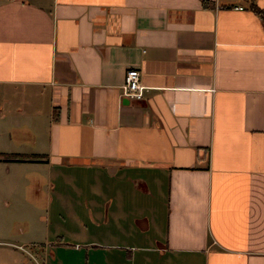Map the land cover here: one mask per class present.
Here are the masks:
<instances>
[{
  "label": "crops",
  "instance_id": "1",
  "mask_svg": "<svg viewBox=\"0 0 264 264\" xmlns=\"http://www.w3.org/2000/svg\"><path fill=\"white\" fill-rule=\"evenodd\" d=\"M132 67L143 99L122 95ZM4 162L26 172L0 183V264H264L263 18L0 0Z\"/></svg>",
  "mask_w": 264,
  "mask_h": 264
},
{
  "label": "built area",
  "instance_id": "2",
  "mask_svg": "<svg viewBox=\"0 0 264 264\" xmlns=\"http://www.w3.org/2000/svg\"><path fill=\"white\" fill-rule=\"evenodd\" d=\"M141 70L136 67L129 68L125 74L122 86V95L133 99H143L146 86L141 81Z\"/></svg>",
  "mask_w": 264,
  "mask_h": 264
},
{
  "label": "rangeland",
  "instance_id": "3",
  "mask_svg": "<svg viewBox=\"0 0 264 264\" xmlns=\"http://www.w3.org/2000/svg\"><path fill=\"white\" fill-rule=\"evenodd\" d=\"M24 169L22 165H11V164H7V163H0V183H5L8 182V180H12L11 177H13L14 175H16V177L19 175L20 177L26 172V170H22ZM18 178V177H17ZM23 178V177H21ZM20 183L23 184L22 181H20ZM39 195V194H38ZM19 196V200L21 201V207H24V209H26L29 205V202L26 200V196H32V193H24L21 192L20 194H18ZM38 198H40L39 196H37ZM23 209V210H24ZM3 220L0 219V223H2ZM4 237V236H3Z\"/></svg>",
  "mask_w": 264,
  "mask_h": 264
},
{
  "label": "trees",
  "instance_id": "4",
  "mask_svg": "<svg viewBox=\"0 0 264 264\" xmlns=\"http://www.w3.org/2000/svg\"><path fill=\"white\" fill-rule=\"evenodd\" d=\"M250 8L259 16H261L264 20V8L260 7L256 0H250ZM5 158L6 160H13V161H22V160H27V159H36L38 158V156H25V155H22V154H8V155H5Z\"/></svg>",
  "mask_w": 264,
  "mask_h": 264
}]
</instances>
